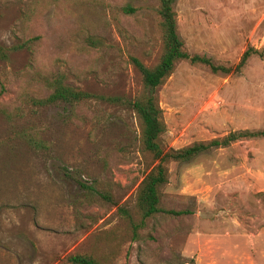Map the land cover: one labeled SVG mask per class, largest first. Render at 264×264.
<instances>
[{
	"label": "rangeland",
	"instance_id": "374dc122",
	"mask_svg": "<svg viewBox=\"0 0 264 264\" xmlns=\"http://www.w3.org/2000/svg\"><path fill=\"white\" fill-rule=\"evenodd\" d=\"M161 0H0V264H264V138L169 164L160 212L134 232L137 192L155 166L123 102L42 104L53 82L133 99L163 51ZM191 54L235 66L264 48V0H177ZM165 149L264 129V58L215 73L188 60L155 91ZM86 185L87 187L83 186Z\"/></svg>",
	"mask_w": 264,
	"mask_h": 264
},
{
	"label": "trees",
	"instance_id": "16d2710c",
	"mask_svg": "<svg viewBox=\"0 0 264 264\" xmlns=\"http://www.w3.org/2000/svg\"><path fill=\"white\" fill-rule=\"evenodd\" d=\"M176 1L161 0L160 2L159 15L164 45L159 62L154 66H148L140 59L133 58L134 64L142 75L145 87V92L141 95L133 99L103 95L96 96L65 84L63 78L58 77L53 82V92L48 98L41 100L42 104H56L61 102L75 103L98 97L108 101L123 102L137 114L142 128L141 141L143 149L152 156L156 164L145 175L138 188L136 205L139 209L140 219L138 221L132 219L133 229L136 234L138 229L146 225L149 218L160 212L172 215L188 213L186 210L164 209L161 207V188L169 181V164L171 162H190L200 154L213 148L227 147L242 139L264 138V129L255 131L239 130L231 131L221 138H213L208 142H196L182 148L165 149L162 145L161 136L165 133L167 127L163 119V110L154 95V91L172 75L179 61L188 60L193 64H203L215 73H232L241 72L254 56L264 58V48L258 49L253 46H249L245 50L240 61L235 66L216 64L212 58L206 55L191 54L185 48V42L178 31V18L175 10ZM11 50L12 48L0 43V58L7 60ZM83 186L87 187L84 184ZM67 261L71 264H99L98 259L94 255L87 253L70 254L67 256Z\"/></svg>",
	"mask_w": 264,
	"mask_h": 264
}]
</instances>
